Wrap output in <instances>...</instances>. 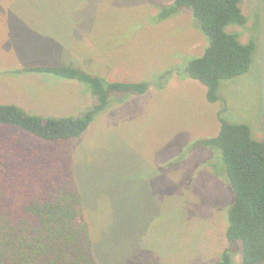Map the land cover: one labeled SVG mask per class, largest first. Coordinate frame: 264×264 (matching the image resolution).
I'll use <instances>...</instances> for the list:
<instances>
[{
  "label": "rangeland",
  "instance_id": "rangeland-1",
  "mask_svg": "<svg viewBox=\"0 0 264 264\" xmlns=\"http://www.w3.org/2000/svg\"><path fill=\"white\" fill-rule=\"evenodd\" d=\"M172 1L0 0V104L55 118L91 108L85 85L22 71L31 65L148 84L143 95L111 99L64 146L103 264L219 261L234 193L220 151L195 143L218 133L220 117L264 140V0H244L247 25L226 27L241 42L260 36L250 71L222 81L215 103L184 73L209 43L192 12L158 20Z\"/></svg>",
  "mask_w": 264,
  "mask_h": 264
},
{
  "label": "trees",
  "instance_id": "trees-1",
  "mask_svg": "<svg viewBox=\"0 0 264 264\" xmlns=\"http://www.w3.org/2000/svg\"><path fill=\"white\" fill-rule=\"evenodd\" d=\"M243 1L173 0L158 14V20L164 21L190 10L208 38L203 53L189 61L184 73L205 88L209 103L223 100L219 95L222 81L248 73L255 61L260 33L241 42L226 31L231 24L247 25ZM22 71L77 81L85 85L94 102L80 117L59 118L0 104V264H103L95 255L74 161L64 146L80 138L111 99L143 95L148 84L109 81L63 65H31ZM195 145L220 151L221 166L214 154L218 170L226 175L234 193L224 235L230 245L213 264H237L236 254L240 264H264V142L252 137L248 125L220 117L218 133Z\"/></svg>",
  "mask_w": 264,
  "mask_h": 264
},
{
  "label": "water",
  "instance_id": "water-1",
  "mask_svg": "<svg viewBox=\"0 0 264 264\" xmlns=\"http://www.w3.org/2000/svg\"><path fill=\"white\" fill-rule=\"evenodd\" d=\"M263 142H264V140H263Z\"/></svg>",
  "mask_w": 264,
  "mask_h": 264
}]
</instances>
